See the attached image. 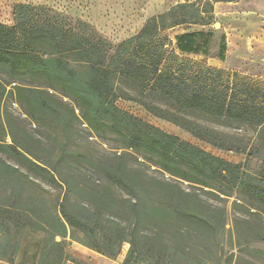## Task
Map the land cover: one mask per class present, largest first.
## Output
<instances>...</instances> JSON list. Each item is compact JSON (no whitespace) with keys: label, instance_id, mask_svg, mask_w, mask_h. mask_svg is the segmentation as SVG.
I'll return each mask as SVG.
<instances>
[{"label":"trees","instance_id":"1","mask_svg":"<svg viewBox=\"0 0 264 264\" xmlns=\"http://www.w3.org/2000/svg\"><path fill=\"white\" fill-rule=\"evenodd\" d=\"M234 1L177 4L117 44L81 19L14 5V25L0 23V151L61 196L42 215L41 200L33 192L25 198L26 186H41L0 158V183L16 185L0 201V259L12 263L21 237L40 233L37 264H76L66 242L79 230V243L110 258L129 244L124 264H208L221 258L227 238L239 252L229 264L236 256L241 262L244 247L264 264V250L249 248L264 243V78L186 56L202 52V32L177 35L176 43L169 37L177 27L211 26L215 5ZM8 98L34 131H49L53 145L38 133H16ZM119 100L214 148L243 153L245 165L163 131L121 109ZM218 128L254 135L229 142ZM81 133L115 145L73 142ZM8 136L11 143L3 140ZM230 201L236 216L227 229Z\"/></svg>","mask_w":264,"mask_h":264},{"label":"rangeland","instance_id":"2","mask_svg":"<svg viewBox=\"0 0 264 264\" xmlns=\"http://www.w3.org/2000/svg\"><path fill=\"white\" fill-rule=\"evenodd\" d=\"M196 1L198 0H0V23L9 26L14 25L13 7L17 3L45 6L59 11L72 19H81L89 23L97 32L117 44L138 34L148 19L167 12L177 4ZM217 24H219V27L216 28L215 25ZM187 29H190L189 32H202L204 35L199 39L203 46L202 52L186 56L192 59L206 60L209 65L215 68L238 72L254 78H264V0H236L230 3H218L214 8V20L211 26L192 25L177 27L169 31V37L175 40L177 33H184V30L186 31ZM223 45L225 46L224 52H222ZM177 52L179 51L177 50ZM5 104L10 114L13 115L14 122L18 124L19 128L16 129V133L23 129L31 134L38 133L46 144H54L49 131L45 128L34 131L36 126L23 115V109L12 98H8ZM117 105L163 131L180 137L213 155L235 164L245 165L246 163V156L243 153L235 150H220L199 141L173 123L153 117L136 103L119 100ZM44 124L48 127L50 120L44 119ZM76 126L82 131L86 132L87 130L83 125L76 124ZM5 129L8 132V128L5 127ZM217 130L224 134V138H228L229 142L235 143H238L239 139L242 138L239 136L240 134L249 137L254 135L252 132L245 133L236 128H218ZM81 135L79 138L75 136L73 142L75 140L79 145L97 149H106L115 145L113 142L102 144L99 140L95 141L88 137L86 133H81ZM3 140L5 143L12 142L9 136L4 137ZM0 158L20 168L32 181L41 186V188L34 187L33 189H30L29 185L26 186L25 198H27L29 192H33L36 198L41 200L42 215L48 213V210L43 207L52 208L58 203V199L61 196L60 188L53 184H48L42 178L37 177L35 173H31L28 169L21 167L1 151ZM255 164L256 162L251 164L252 170L256 168ZM0 186L2 188L0 201L7 202L8 194L3 191L8 187H16L15 182H8L3 179ZM227 207L229 212L227 229H230L236 215L231 209V201ZM41 236L42 234L38 233L21 237L22 242H24V246L20 250V260L22 262L27 263L31 260L33 253H35L34 244ZM73 238L69 236L67 239L68 253L70 242L82 240L83 234L79 230H74ZM57 240L60 241L61 238L58 237ZM249 248L264 250V243L254 242L250 244ZM123 249L129 250V244H125ZM233 252L239 253L237 249L232 248L230 240L227 238L221 258L212 257L208 264H229L232 260ZM241 255L244 258L240 259L241 262L239 264L261 263L257 254L251 249L244 247ZM236 260L237 256L233 258V264H236Z\"/></svg>","mask_w":264,"mask_h":264},{"label":"crops","instance_id":"3","mask_svg":"<svg viewBox=\"0 0 264 264\" xmlns=\"http://www.w3.org/2000/svg\"><path fill=\"white\" fill-rule=\"evenodd\" d=\"M218 4V3H217ZM192 30V29H191ZM190 29L184 30V33L189 32ZM181 33V34H184ZM180 35L179 33L176 34ZM174 43L176 41L172 40ZM128 252V249H122L121 253L118 255L117 258H110L105 255H102L98 253L97 251H94L84 245H82L79 242L71 241L69 244V254L77 259L78 263L76 264H124V260L126 257V254ZM33 253L31 260L27 263H24L20 260L21 251L17 254L14 261L10 263L9 261L0 259V264H37L38 263V257L34 255ZM66 264H75L72 262H67Z\"/></svg>","mask_w":264,"mask_h":264},{"label":"water","instance_id":"4","mask_svg":"<svg viewBox=\"0 0 264 264\" xmlns=\"http://www.w3.org/2000/svg\"><path fill=\"white\" fill-rule=\"evenodd\" d=\"M215 27H216V28L219 27V24L215 25Z\"/></svg>","mask_w":264,"mask_h":264}]
</instances>
